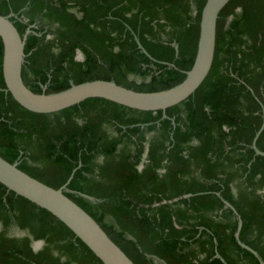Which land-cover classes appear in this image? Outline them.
Segmentation results:
<instances>
[{
  "label": "trees",
  "instance_id": "16d2710c",
  "mask_svg": "<svg viewBox=\"0 0 264 264\" xmlns=\"http://www.w3.org/2000/svg\"><path fill=\"white\" fill-rule=\"evenodd\" d=\"M204 2L0 0V14H14L21 35L36 23L21 69L34 92L92 79L156 91L190 68ZM2 49L0 39L1 157L55 188L70 176L64 193L135 264L264 262V155L253 148L264 151V0H228L206 77L163 117L101 97L54 113L27 110L6 90ZM224 201L240 215L239 239L259 258L237 242ZM13 225L25 234L11 235ZM0 226V264H102L54 215L1 183Z\"/></svg>",
  "mask_w": 264,
  "mask_h": 264
},
{
  "label": "water",
  "instance_id": "95a60500",
  "mask_svg": "<svg viewBox=\"0 0 264 264\" xmlns=\"http://www.w3.org/2000/svg\"><path fill=\"white\" fill-rule=\"evenodd\" d=\"M227 2L228 0H205L200 11L196 51L190 68L185 71V76L179 83L156 91H138L118 84L114 80L92 79L71 83L67 88L57 92H34L23 82L21 76L25 57L24 44L30 30L28 28L21 35L10 19V15L0 14V39L3 48L1 67L6 90L20 106L39 113H54L90 97L105 98L121 106L137 110H165L189 97L206 77L214 57L216 20L219 11ZM137 42L144 53L150 56L139 41ZM253 148L256 154L264 155V151L259 150L255 145ZM68 180L58 188L52 187L21 170L17 162H9L0 156V183L6 187L7 191H13L16 195L22 196L54 215L102 264H135L108 236L101 225L64 193ZM81 195L89 200H95L93 196ZM190 195L186 194V196ZM224 202L238 219L235 232L237 242L258 257L254 249L239 239L242 224L240 215L232 204L228 201ZM40 244H42L41 240L36 241L37 246ZM217 256L220 257L218 254ZM221 260L224 261L222 258ZM259 262L264 264L260 258Z\"/></svg>",
  "mask_w": 264,
  "mask_h": 264
},
{
  "label": "flooded vegetation",
  "instance_id": "af4514ba",
  "mask_svg": "<svg viewBox=\"0 0 264 264\" xmlns=\"http://www.w3.org/2000/svg\"><path fill=\"white\" fill-rule=\"evenodd\" d=\"M70 10L71 11H73V12H75L76 14H80L79 12H77V10H76V8L75 7H71L70 8ZM8 15H14V14H8ZM16 16V15H15ZM36 26V23L35 22H33V23H30V24H28V26L26 27V30L29 28V30H30V32H32L33 30H32V28H34ZM26 30H25V32H26ZM24 32V33H25ZM29 32V33H30ZM39 34H41V32L39 33ZM47 38H49V37H51L52 36V34H50V33H48V34H46L45 35ZM174 46H175V48H176V45L174 44ZM75 58L76 59H82L83 58V54H82V52L79 50V51H77V53H76V55H75ZM29 87V86H28ZM164 111L165 110H162V112H163V115H162V117L163 116H165V113H164ZM140 128H143V124H141L140 125ZM108 132L110 133V132H113V130L111 129V128H109L108 129ZM152 131H150V132H145V136H146V138L147 139H149L150 137H151V135H152ZM145 153H146V149H145ZM145 153H143V156H145ZM20 154H21V152H20ZM144 158V157H143ZM142 162H144V159H142ZM141 162V163H142ZM142 165L140 164L139 165V167H141ZM162 170V169H161ZM233 190V193H235V188H232ZM65 190H67V189H65ZM257 192H261V190H258ZM81 194H85V193H80V195ZM92 201H96V199L95 200H92ZM224 206L225 207H228V206H226L225 205V202H224ZM233 212V211H232ZM234 213V212H233ZM235 215V214H234ZM235 217H236V219H237V216L235 215ZM237 223H238V219H237ZM242 223V222H241ZM241 226H242V224H241ZM0 228H1V226H0ZM241 228V227H240ZM240 231V230H239ZM11 235H16V236H22V235H24L25 234V232L24 231H21V230H18L17 229V226H15V225H13V227H11L10 229H9V231H8ZM37 241V240H36ZM36 241H33L32 242V247L34 248V249H38L39 247H41V245L43 244V242H42V244H40V245H36ZM216 256H217V253H216ZM153 261L154 262H160V260H158V259H156V258H153Z\"/></svg>",
  "mask_w": 264,
  "mask_h": 264
}]
</instances>
